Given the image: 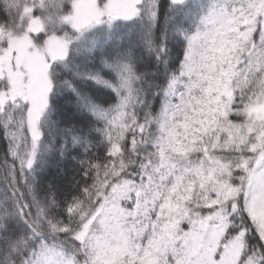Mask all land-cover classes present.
<instances>
[{"label": "snow or ice", "instance_id": "6c2138e0", "mask_svg": "<svg viewBox=\"0 0 264 264\" xmlns=\"http://www.w3.org/2000/svg\"><path fill=\"white\" fill-rule=\"evenodd\" d=\"M0 264H264V0H0Z\"/></svg>", "mask_w": 264, "mask_h": 264}, {"label": "trees", "instance_id": "16d2710c", "mask_svg": "<svg viewBox=\"0 0 264 264\" xmlns=\"http://www.w3.org/2000/svg\"><path fill=\"white\" fill-rule=\"evenodd\" d=\"M60 167L65 168L66 172L58 171L55 163L43 174L44 181L51 182L66 191L69 181L73 176V165L71 163L62 164Z\"/></svg>", "mask_w": 264, "mask_h": 264}]
</instances>
